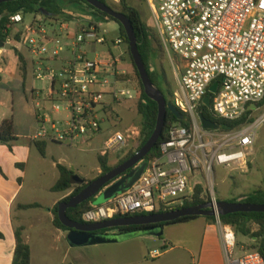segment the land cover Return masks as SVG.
Wrapping results in <instances>:
<instances>
[{
	"label": "built area",
	"instance_id": "1",
	"mask_svg": "<svg viewBox=\"0 0 264 264\" xmlns=\"http://www.w3.org/2000/svg\"><path fill=\"white\" fill-rule=\"evenodd\" d=\"M144 1L162 48L180 63L172 101L190 118L191 127L171 126L159 146V157L128 190L84 213L83 224L173 211L191 200L195 190L192 180L202 175L214 193V167L244 165L256 129L264 127V104L260 105L264 100V0ZM67 14L72 19L76 15ZM41 18L33 16L31 22H25L22 13H15L5 31V43L26 49L38 66L35 79L48 84L50 109L37 115L38 129L31 140L69 147L93 141L108 119L118 120L116 103L140 98L132 81L125 79L123 51L119 49L122 40H111L105 21H95L90 15L81 14L83 23L72 31L68 22L49 21L55 23L51 28L39 24ZM96 46L107 51L89 60V51L100 54ZM87 47L90 49L82 50ZM3 51L0 49V61ZM214 83L217 88L211 94ZM209 94L207 109L214 118L231 122L247 116L252 122L228 132L203 130L198 116ZM256 112L260 115L253 120ZM139 133L112 132L99 155L118 150ZM215 219L226 264H264L258 251L237 255L233 228ZM160 253L153 251L152 258Z\"/></svg>",
	"mask_w": 264,
	"mask_h": 264
},
{
	"label": "crops",
	"instance_id": "2",
	"mask_svg": "<svg viewBox=\"0 0 264 264\" xmlns=\"http://www.w3.org/2000/svg\"><path fill=\"white\" fill-rule=\"evenodd\" d=\"M106 2L109 6L119 4V0ZM78 15L81 14H76L71 22H68L67 27L70 31L79 28L83 23ZM114 24L105 21L103 25L107 29ZM117 35L110 39H116ZM5 51L7 50L4 49L3 52ZM23 51L27 65L24 83L29 79L37 82L34 76L38 67L36 61L26 49ZM3 52L2 58L5 55ZM124 69L127 70V66ZM0 70L2 81L5 74L4 66H0ZM44 84H46L44 95L42 90L34 88L33 85L29 89V98L34 107L30 118L24 126L22 125L23 128L19 126L15 117L9 115L11 113L0 116V124L4 119H12L16 138L9 145L0 143V264H12L17 231H20L23 242L29 247L30 264H226L217 226L214 221H209L205 217L170 225L178 227L175 232L172 230L167 232L163 227L160 237L133 236L111 244L70 246L67 242L69 231L53 225L52 209L69 196L71 191L51 190L59 179L57 165L69 168L62 163V159L52 157L55 172L51 178L46 179L38 162L39 159L41 161V158H45L48 144L57 147L61 145L45 142V155L41 156L31 140L38 129L37 115L50 109L46 102L48 84ZM2 106L3 102L0 99V107ZM30 205L37 207L24 209ZM106 233L115 234L117 231L108 230ZM145 241H155L158 245L149 248ZM153 251L161 253L158 257L152 258ZM241 252L237 251V255Z\"/></svg>",
	"mask_w": 264,
	"mask_h": 264
},
{
	"label": "rangeland",
	"instance_id": "3",
	"mask_svg": "<svg viewBox=\"0 0 264 264\" xmlns=\"http://www.w3.org/2000/svg\"><path fill=\"white\" fill-rule=\"evenodd\" d=\"M128 5L136 8L141 16L142 21L146 24V26L153 30L154 37L158 39V36L154 30V24L148 7L144 0H127ZM115 11L120 12V5L111 6ZM25 22H31L33 19L32 15H24ZM42 21L39 24H44L47 26H51L53 28L55 23H50L49 21H45L41 18ZM117 24L115 23L112 26H109L106 30L108 32L109 38H115L117 33V38H120L119 31H117ZM11 38L14 37V33ZM122 40V39H121ZM155 46V45H154ZM15 49H10L3 52L4 58L0 61V66H4L5 74L3 75V79L0 83V99L3 102V106L0 107V116L2 114H9L16 118L17 123L21 128L22 125L27 122L30 118V114L32 113L34 103L30 101L29 98V89L31 85L34 88L42 90V94H45V85L41 82H36L35 80L29 79L24 83L20 72V63L16 57V53L18 52L23 57L24 48L22 47H14ZM97 56L92 51H89L86 57L89 60H94L98 56H102L103 53L107 51L106 48L96 46ZM158 50V56L156 59L151 62V69L157 74H161L164 76L166 85L168 90L173 92L177 89V81L180 74V63L171 59L162 48V45L159 46L156 43V47ZM90 48H82V50H89ZM120 50L123 51L121 55L122 66H127V75L125 79H130L132 81V87L140 93V88L138 86V81L136 76L133 73V68L131 64V60L127 51V45L122 41V44L119 47ZM69 54L66 55L68 57ZM26 62V61H25ZM123 67V68H124ZM173 98V95H172ZM138 100H123L119 103H116L115 106V114L117 119H108V122L102 125V133L96 137L93 141H89L87 143L76 142L73 147H66L61 145L60 147L52 146L48 144V151L46 150L45 158L39 159L40 168L42 169V175L49 179L52 177L55 170L52 167V157L56 159H62V163L67 165V167L72 170L78 178L84 181H92L96 179L100 175V169L98 167L97 155H99V151L103 149V143L114 131H119L124 133L126 130H133L134 132L140 130L141 118L137 114L136 105ZM260 112H256L253 114V120L258 118ZM199 123V122H198ZM200 126V124H199ZM256 138L252 148L248 151V155L246 157V163L244 165L240 164H230L228 166H215L212 174V178L214 180V193L210 192L209 185L206 181L205 176L202 175L201 178H194L192 180V184H195L202 187V193L200 194V198L204 200L205 203H209L211 201L219 202V201H231L237 200L239 201L242 197H245L249 194L254 193L257 190H264V127L260 126L256 129ZM141 140L140 133L135 135L133 140H129L126 144L121 146L118 150L108 153V164L113 167L117 164V162L125 157L129 152H135ZM39 157H37L38 159ZM35 171H32L34 173ZM127 181V177L119 178L116 180L115 186L113 182L111 185L104 189V192L101 196L96 197L95 204L102 203L106 200V198L110 197V194L113 192L118 193V188L125 185ZM194 187V189H195ZM102 193V192H101ZM112 197V196H111ZM216 222V219L215 221ZM178 227L165 226V230L176 231ZM253 230H256V226H252ZM146 238L144 236H140L138 238ZM146 240V239H144ZM156 240V239H155ZM236 250L242 251L241 253L247 251H257L255 246L256 242L254 239H250L248 237H242L236 235ZM140 242V241H138ZM150 241H145L147 247H156L158 243H154ZM108 246V245H106ZM240 253V254H241ZM239 254V255H240Z\"/></svg>",
	"mask_w": 264,
	"mask_h": 264
},
{
	"label": "trees",
	"instance_id": "4",
	"mask_svg": "<svg viewBox=\"0 0 264 264\" xmlns=\"http://www.w3.org/2000/svg\"><path fill=\"white\" fill-rule=\"evenodd\" d=\"M99 1L108 5L106 0H99ZM119 5L121 7L120 12L124 14L132 24L134 34L137 40L138 51L144 62L145 68L147 70L151 82L154 84L155 87H157L161 91L166 102L174 106L172 101L173 92L168 90L164 76L161 74H157L151 69L152 60L156 59L158 56V50L155 48L156 43L157 45L161 46V42L156 29L154 28L155 33L158 36V39L154 37L153 30L148 28L146 24L142 21L139 11L136 8L128 5L127 0H119ZM19 12L22 13L23 15L28 14L35 17L40 16L45 21H56V22L71 21L72 16L67 13H72L73 15L85 14V15H90L92 19L95 21L114 22L118 25L119 35L122 41H124V43L127 45V51L131 60L133 73L137 78L138 86L140 88V98L136 105L137 114L141 118V124H140L141 140L136 149V151H138L145 144V142L148 140V138L150 137V135L154 130L156 124V118H157V105L155 102L150 100L143 92L142 84L139 80L138 73L134 67L130 55L128 40L123 27L115 19L109 17L105 13L95 10L93 7L85 3L83 0H19V1L6 2L0 4V42H4V43L6 42V38L8 34H6L5 31H6V26L9 23V17ZM6 13H8L9 15L6 16L5 15ZM15 53L18 62L21 65L20 72L22 78L23 80H25L26 66H27L26 62L22 57V55H20L18 52ZM0 81H1V77H0ZM263 104H264V100L260 105ZM178 112L181 115L180 117L176 116L170 111H167L166 123L163 130V134L161 138L158 140L156 147L152 149L143 159V161L139 164V166L141 167L140 172L136 175L137 172H135L132 169L119 177V178H123L125 176L132 175L127 178V181L125 183L127 187L123 189L121 192L128 190L139 179L141 174L150 165V163L159 157V146L163 141L166 140L167 130L171 126L181 125L186 128L191 127L190 118L186 114L180 112L179 110ZM199 114H202L206 119L219 124L221 126L219 131L221 132L234 131L240 128L241 126H243L244 124L252 122V118H248L247 116L243 117L238 121H231V122L223 121L214 118L206 107L200 108ZM15 140L16 138L14 136V127H13L12 119L11 118L4 119L0 124V143L9 145L11 142ZM33 144L38 150L39 154L41 156H44L46 143L39 141V142H33ZM135 152H129L125 157L120 159L115 166H118L119 164L129 159L131 156H133ZM97 162H98V167L100 169V175L109 172L112 168L115 167V166L113 167L109 166L107 155L105 156L97 155ZM57 169L59 172V179L57 180V182L55 183V185L52 187L51 190L53 192L71 191L69 196H67L61 202H67L71 197L78 194L89 182H91V181L87 182L81 179L83 181L82 184L77 185L74 183L73 180V177L75 176L74 172L61 165H57ZM119 178L110 182L106 187L111 185ZM131 178L132 179L135 178L133 182H130ZM201 193H202V187L197 185L195 187L194 195L192 196L191 200L185 202L181 207L177 209L205 204L204 200L200 198ZM95 201H96V197H93L90 200L78 205L75 208L67 209L66 210L67 217L73 222L83 223L82 215L87 211L91 210L92 207L96 205ZM227 202H242V203L264 205V190H257L252 194L242 197L239 201L231 200ZM59 204H57L52 209V214L54 217L53 225L58 229L69 231V229L63 226L58 219L57 213H58ZM32 207H37V205L25 206L24 209H28ZM154 213H163V211H157ZM142 215L144 214L135 215V216H142ZM197 218L199 217H195V216L183 217L172 222L163 223L161 225L165 227L170 225L187 223L194 221ZM205 218L209 221H215L214 217H205ZM219 219L222 224L230 225L233 228L236 235L254 239L256 242V246H255L256 250L264 258V213H234L225 216H220ZM252 226H256V230H253ZM149 227L152 226H131V227L114 228L112 230H116L118 233L123 234L125 236L133 237L135 236L136 233ZM106 231L108 230H104L102 231V233ZM15 240H16V245H15L12 264H30L31 261L30 250L29 247L23 242L20 231H17L15 233Z\"/></svg>",
	"mask_w": 264,
	"mask_h": 264
},
{
	"label": "water",
	"instance_id": "5",
	"mask_svg": "<svg viewBox=\"0 0 264 264\" xmlns=\"http://www.w3.org/2000/svg\"><path fill=\"white\" fill-rule=\"evenodd\" d=\"M19 0H0V4L6 2H13ZM85 3L93 7L95 10L105 13L109 17L115 19L124 29L127 40L130 55L134 64V67L138 73L139 80L142 84L144 94L157 105V118L154 130L145 144L136 151L133 156L112 168L109 172L100 175L96 179L89 182L78 194L71 197L67 202H61L58 205V219L60 223L69 229L67 236V242L72 247H83L92 246L99 244H111L120 242L129 236H125L120 233L108 234L106 232L102 233L104 230H112L114 228L121 227H131V226H152L141 230L136 233L135 236L141 235H151L155 237H160L163 232V226L161 224L172 222L183 217H214L219 218L220 216H225L234 213H264V205L262 204H250L242 202H209L201 204L198 206L181 208L173 211L154 213L142 216H131V217H119L112 220H106L103 222L93 223V224H83L71 221L67 215L66 210L70 208H75L78 205L90 200L93 197L101 196L104 192L106 186L119 178L121 175L125 174L129 170H134L136 175L140 172L141 167L139 164L147 156V154L156 147L158 140L163 134V130L166 123L167 111L172 112L176 116L180 117L178 110L167 103L161 91L154 86L151 82L147 70L145 68L144 62L138 51L137 40L134 34V30L131 22L127 17L121 12L115 11L105 3L99 0H83ZM6 16L9 14L6 13ZM0 49L10 50L11 46L7 43L0 42ZM217 84L214 83L209 91L210 93H215ZM211 95H207L203 99V103L206 108L210 107ZM256 106L251 105L250 109L255 110ZM199 123L203 130H219L220 125L206 119L202 114H199ZM132 176V175H130ZM125 176V177H130ZM135 178H131L130 182H133ZM74 183L77 185L82 184V180L77 176L73 177ZM116 182L113 186H115ZM130 184V183H129ZM127 185L118 188V193L110 194V197L102 203H97L96 205H103L111 199L115 198L117 195L122 193L121 191L125 189ZM102 192V193H101ZM112 196V197H111Z\"/></svg>",
	"mask_w": 264,
	"mask_h": 264
}]
</instances>
